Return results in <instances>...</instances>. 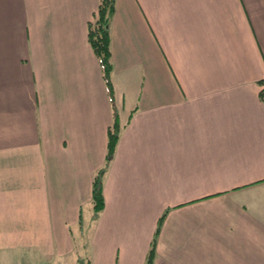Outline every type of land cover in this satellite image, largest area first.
Here are the masks:
<instances>
[{
  "label": "crops",
  "instance_id": "0c3cea01",
  "mask_svg": "<svg viewBox=\"0 0 264 264\" xmlns=\"http://www.w3.org/2000/svg\"><path fill=\"white\" fill-rule=\"evenodd\" d=\"M97 5L0 0V264H264V0H116L112 103Z\"/></svg>",
  "mask_w": 264,
  "mask_h": 264
},
{
  "label": "trees",
  "instance_id": "16d2710c",
  "mask_svg": "<svg viewBox=\"0 0 264 264\" xmlns=\"http://www.w3.org/2000/svg\"><path fill=\"white\" fill-rule=\"evenodd\" d=\"M116 0H98L97 11L94 19L88 23V42L91 49L98 60L101 76L109 97V101L113 102V85L111 75L113 72V64L111 60V45H110V23L115 13ZM261 86L259 90V100L264 103V81L258 82ZM122 126L118 120L117 114L114 112L113 120L108 128L107 133V154L105 167L101 168L93 179L92 187V202L93 209L96 213L103 208V194H102V177L105 170L113 158L116 144L119 140ZM164 216V215H163ZM159 220V224L162 218ZM158 233V229L155 235ZM155 248V239L151 243V247L147 254L146 264L153 263Z\"/></svg>",
  "mask_w": 264,
  "mask_h": 264
},
{
  "label": "rangeland",
  "instance_id": "374dc122",
  "mask_svg": "<svg viewBox=\"0 0 264 264\" xmlns=\"http://www.w3.org/2000/svg\"><path fill=\"white\" fill-rule=\"evenodd\" d=\"M86 215H87V214L84 212V219H86ZM83 222H84V223H87L86 220H84ZM20 259H21V260H20L21 262H20L19 264H25V263H24L25 260H24L21 256H20ZM11 264H16V263L11 262ZM40 264H41V263H40ZM42 264H53V263H51V262H43ZM54 264H56V263H54ZM61 264H64V263H61ZM65 264H67V263H65Z\"/></svg>",
  "mask_w": 264,
  "mask_h": 264
}]
</instances>
